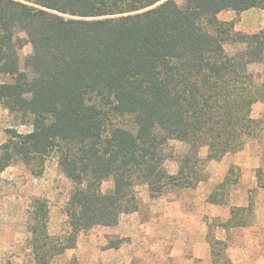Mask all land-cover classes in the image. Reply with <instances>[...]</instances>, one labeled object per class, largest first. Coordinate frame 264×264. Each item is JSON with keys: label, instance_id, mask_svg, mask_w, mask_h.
I'll use <instances>...</instances> for the list:
<instances>
[{"label": "trees", "instance_id": "16d2710c", "mask_svg": "<svg viewBox=\"0 0 264 264\" xmlns=\"http://www.w3.org/2000/svg\"><path fill=\"white\" fill-rule=\"evenodd\" d=\"M250 8L264 11V0H0V75L10 78L0 85V105L32 126L10 130L0 145V172L21 161L40 173L55 155L74 183L66 233L52 235L47 202L32 201L26 240L32 264H52L76 246L81 231L114 226L136 211L137 181L151 197L195 188L207 180L209 161L260 135L263 125L251 112L264 103V79L249 63L264 62V24L241 34L218 18ZM22 32L31 46L27 70L18 53ZM228 42L237 49L227 52ZM170 140L185 149L166 154ZM168 157L176 174L163 165ZM234 174L231 166L211 203L225 201L238 181ZM109 179L112 187L103 192ZM253 205L251 199L233 206L215 226H247ZM207 239L212 264H230L226 243L210 233Z\"/></svg>", "mask_w": 264, "mask_h": 264}, {"label": "rangeland", "instance_id": "374dc122", "mask_svg": "<svg viewBox=\"0 0 264 264\" xmlns=\"http://www.w3.org/2000/svg\"><path fill=\"white\" fill-rule=\"evenodd\" d=\"M182 5L184 0H174ZM223 21H231L234 31L241 34L258 33L264 24V11L250 8L236 13L226 10L218 14ZM18 50L22 70H27L31 46L26 35L18 34ZM227 52L237 45L224 44ZM249 70L256 78L264 79V62L252 61ZM10 82L0 75V85ZM252 117L263 125L260 135L248 140L239 152L227 154L207 163L208 178L195 188L171 187L164 194L151 197L147 186L137 181L134 190L138 197L136 211L122 214L114 226L97 225L81 231L76 246L67 249L52 260V264H212L208 234L226 243L230 264H264V103L256 102ZM32 118V117H30ZM30 122L0 105V145L8 138L10 130L26 133ZM185 145L169 141L166 154H177ZM206 157L207 149L200 150ZM169 174H176L178 166L172 157L163 163ZM234 166L238 181L230 188L223 203L208 199L228 169ZM38 166L31 167L16 161L0 172V264H32L27 246L29 212L35 198L45 200L49 209L48 228L52 235L69 230L65 207L74 183L61 171L55 155L49 156L40 173ZM112 180L101 183L108 191ZM253 200L254 209L247 226L229 231L215 226V221H225L233 206L247 205ZM118 242L116 248L110 247Z\"/></svg>", "mask_w": 264, "mask_h": 264}, {"label": "crops", "instance_id": "0c3cea01", "mask_svg": "<svg viewBox=\"0 0 264 264\" xmlns=\"http://www.w3.org/2000/svg\"><path fill=\"white\" fill-rule=\"evenodd\" d=\"M220 14V13H219Z\"/></svg>", "mask_w": 264, "mask_h": 264}]
</instances>
